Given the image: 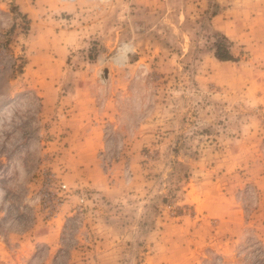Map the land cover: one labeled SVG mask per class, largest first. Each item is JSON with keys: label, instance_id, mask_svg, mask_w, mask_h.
Here are the masks:
<instances>
[{"label": "rangeland", "instance_id": "1", "mask_svg": "<svg viewBox=\"0 0 264 264\" xmlns=\"http://www.w3.org/2000/svg\"><path fill=\"white\" fill-rule=\"evenodd\" d=\"M253 3L0 0V264H264Z\"/></svg>", "mask_w": 264, "mask_h": 264}, {"label": "trees", "instance_id": "2", "mask_svg": "<svg viewBox=\"0 0 264 264\" xmlns=\"http://www.w3.org/2000/svg\"><path fill=\"white\" fill-rule=\"evenodd\" d=\"M215 57L221 62L236 61L235 58L230 54L229 46L225 43L216 44Z\"/></svg>", "mask_w": 264, "mask_h": 264}, {"label": "built area", "instance_id": "3", "mask_svg": "<svg viewBox=\"0 0 264 264\" xmlns=\"http://www.w3.org/2000/svg\"><path fill=\"white\" fill-rule=\"evenodd\" d=\"M52 183V180H49L48 184H51ZM67 186L65 184H61L59 187H58V191L60 192H64L66 190ZM45 197L51 202L53 203V200L56 198L58 201L59 199L56 197V193H54L53 191L51 192H48L45 194ZM57 202V201H56ZM55 203V201H54Z\"/></svg>", "mask_w": 264, "mask_h": 264}, {"label": "crops", "instance_id": "4", "mask_svg": "<svg viewBox=\"0 0 264 264\" xmlns=\"http://www.w3.org/2000/svg\"><path fill=\"white\" fill-rule=\"evenodd\" d=\"M238 1V0H237ZM257 1V0H256ZM242 2V1H241ZM253 2H255V0H252V6H256V8H258V5H256L255 3H253ZM259 8H262V7H259ZM262 14L264 15V10H262Z\"/></svg>", "mask_w": 264, "mask_h": 264}]
</instances>
